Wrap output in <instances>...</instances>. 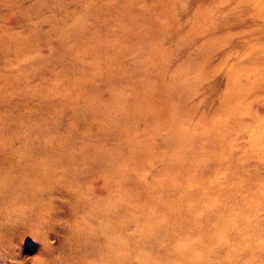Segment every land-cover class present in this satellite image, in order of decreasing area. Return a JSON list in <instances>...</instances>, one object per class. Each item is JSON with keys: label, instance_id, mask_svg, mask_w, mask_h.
<instances>
[{"label": "rangeland", "instance_id": "1", "mask_svg": "<svg viewBox=\"0 0 264 264\" xmlns=\"http://www.w3.org/2000/svg\"><path fill=\"white\" fill-rule=\"evenodd\" d=\"M238 1L0 0V264H264L199 83Z\"/></svg>", "mask_w": 264, "mask_h": 264}, {"label": "bare ground", "instance_id": "2", "mask_svg": "<svg viewBox=\"0 0 264 264\" xmlns=\"http://www.w3.org/2000/svg\"><path fill=\"white\" fill-rule=\"evenodd\" d=\"M237 4L234 17L207 33L211 42L199 83L212 94L204 105L218 111L215 132L231 136L229 154L244 152L248 165L264 170V0ZM224 152L223 146L214 158Z\"/></svg>", "mask_w": 264, "mask_h": 264}]
</instances>
